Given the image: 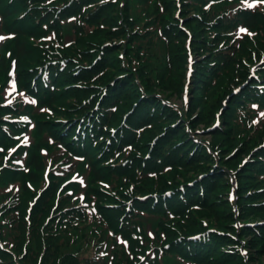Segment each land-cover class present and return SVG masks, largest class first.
<instances>
[{
  "label": "rangeland",
  "instance_id": "374dc122",
  "mask_svg": "<svg viewBox=\"0 0 264 264\" xmlns=\"http://www.w3.org/2000/svg\"><path fill=\"white\" fill-rule=\"evenodd\" d=\"M18 1L24 3L22 9L28 12L29 22L37 27L28 24L29 27H32V31L36 32L35 35L26 39L30 44V48L40 51L58 47L62 56L48 57L46 61L50 59L62 61L61 58L66 59V57L69 59L63 61V71L60 72L64 79H66L68 88L63 89L64 98L56 101L59 112L57 114H46L53 120L63 119V125H67L69 122L74 124L78 120L85 118H88L92 122H100L101 119L103 122L102 115L98 118L97 116L94 117V115L88 114L97 105H101L105 111H109L111 100L107 96L103 98L100 89H103L107 81L116 75H122L123 79L106 88V91L113 98H119L118 95H121V97L116 106L118 110L111 116L109 123L106 124L107 131L115 128L118 119L135 100L137 93L136 81H140L153 91L164 94V96L170 98L177 105H180L179 102L182 99L187 98L194 106L193 112L201 115L203 110H208L207 104H205L206 101L203 100V93H205L204 96H208L221 88L231 89L233 85L236 86V84H240L242 81H247L245 77L248 72L258 73L259 75L264 74V1L262 0ZM203 2H209L204 13L207 20L204 31ZM250 17L256 20V26L254 28H245L244 24H247L246 22ZM212 21L213 23L209 24ZM89 27L91 29L87 30ZM185 28L187 31L184 30ZM78 31H85L91 38H84L79 41L83 36ZM203 34L206 35L207 39L214 35L209 44L205 43L203 45ZM94 35L97 36L96 40L92 38ZM12 39L13 37L9 36L1 38L2 56L12 58ZM86 40L90 41V44L86 46L87 50L85 53L77 55L78 49L82 47L80 43H86ZM110 43H119L120 49L111 48L109 46ZM188 52L190 53L187 55ZM192 54L195 57L192 64V70L195 72L193 85L185 79L186 68L191 63H187V57ZM93 60L97 61L98 66L88 68L86 65L92 63ZM36 63L37 59L31 54L23 60L20 67L22 68V65L24 68L30 66L27 72L32 73L38 67ZM212 69H214L213 73L217 72L218 75L215 84L211 83L212 77L209 76L212 75L210 72ZM55 70L58 71L57 69ZM153 81L156 82V85L153 84ZM249 83L252 84L251 82ZM222 94L223 91L220 92L216 99L217 101L221 98ZM183 95H186V97ZM250 95L254 99H264V90L263 94H258L248 88V91L242 94L243 97L241 99L237 98L234 102L230 101L231 104L228 107L232 105H237L238 107L237 103H240L239 107L249 109L246 103L249 101ZM158 104L159 102H156L155 106H158ZM151 106L149 104V107ZM218 107L221 108L222 104L220 103ZM215 109H217L216 106L214 107ZM228 109L230 108L226 110L223 107L218 116L212 113L208 120L192 116L191 121L193 124H191V127H202L205 125L209 127L211 126L209 123H212L216 118L226 119L224 126H229V116H224L226 111L229 112ZM247 114L249 113L247 112ZM253 126L251 125L249 131L239 133L236 141L232 142L231 145L226 144L230 140H226L220 135H215L213 138L220 153L218 156L220 160L224 161L225 157H230L233 154L236 155L233 160L228 162L229 166L235 168V175H239V169L237 168L238 161L252 153L255 147L257 150L264 148V146L258 147L264 139V128L259 129L261 127L259 125ZM95 130L101 131L100 128ZM47 133L50 134V132H42V138L48 139ZM74 133L71 128L68 129L69 135H73ZM103 135H105V132L96 134V142ZM56 136L62 138L63 134L57 133ZM205 139L211 141L209 137ZM239 139H244L245 141L235 149L233 146L239 145ZM50 140V144H43L41 146L42 155L39 152L37 153L43 159L51 161L52 164L61 161L60 166L68 165L67 163L73 160L67 155L69 150L63 149L62 144L54 143L55 137L53 135ZM38 141H40V138H38ZM127 141L125 139L122 144H125ZM219 142L220 144L218 145L217 143ZM104 145L105 143L101 142L97 148L102 149ZM118 146L112 145L113 148ZM33 151L34 149H31L29 155ZM260 154H262L264 159V152H260ZM121 157V152H118L114 159L118 160ZM157 165L155 164L154 166ZM174 166L180 169V167H177V164ZM2 169H7L8 175L10 174L9 169L3 167L0 162V172ZM68 169H71V171L63 170L68 172L63 179H68L74 175L80 176L84 173L86 174V169L80 167L78 163L71 165ZM201 169H203V166L190 172L188 175ZM177 171H173L172 174L179 177ZM244 173L251 174L244 175ZM25 174L26 170H22L14 180H10V185L14 182L20 188V194L23 193L21 190L22 182L19 181V178L23 179V183H30L32 186V183L27 181ZM0 176H2L1 173ZM163 177L161 176V178ZM37 178L42 182L43 187L48 188V193L41 200V209L46 208L51 210L53 207L55 208L53 210L54 213L62 209L65 211L60 213H64L65 215H69L68 213L71 211H81L82 209L84 214L89 213L88 209L84 208L86 205L79 208L74 207L77 204L76 199L70 200L73 197V193L62 197L63 193L68 189L78 190L80 188L76 185V181L66 184L60 190L59 204H55V185L51 186V191L49 192L48 176L40 175ZM50 178L52 177L50 176ZM169 179L166 178L165 180L168 181ZM238 181L240 185L237 187L236 195L240 197L239 203L248 204L246 212L242 210L238 219L241 221L251 220L252 218L262 219L264 217V190L259 189L264 187V162L255 161L251 166L245 167L242 174L238 177ZM223 187H226V190L228 188L227 185L222 184L219 188L216 187L212 190L211 195L213 200L209 203L210 207L197 211L189 210L190 206H188L186 212H184L186 220H175L176 231L198 233L203 230V228L196 227L200 224L199 221L203 220L204 223L209 224L211 215L207 211H212L214 215L218 214L219 216V220L213 224L222 228L225 232H232L229 229L230 226L227 225L232 220L230 214L226 212L229 210V207L225 203V194L216 196ZM247 195H250L249 199ZM25 196L28 197V201L31 200L28 193H25ZM198 199L200 198L197 196L192 198L193 201ZM207 199H211V197L207 196ZM4 200L5 197L1 195L0 201ZM46 209L44 210L45 215L48 213ZM105 210L110 211L111 214L120 213L110 206H106ZM8 211L9 208L0 214V224L3 225V227H0V244L13 249V239L8 236V233H12V231L8 232V227L14 223V219H11L12 213L6 214ZM60 213L54 214L50 218L53 219L60 215ZM102 214L103 216H111L107 212H102ZM182 217L178 215V218ZM180 224H182L181 229L179 227ZM140 232L143 231L140 230ZM157 233L165 237L166 240L169 239L163 233H159L158 230ZM233 236L236 240H222L221 243L225 244L226 248L220 253L222 256L220 258L222 259L219 261V264H251L250 257L245 263L240 251L237 250V247L240 246L251 251L249 254L254 258L257 255V251L262 250L261 253H264V247H261L260 243L255 244L252 235L249 237V246L242 244L237 238L239 235L237 237ZM162 242V238L160 241H150L148 239L146 247ZM216 243L218 242L216 241ZM164 255L167 254L164 253ZM0 256L6 258L8 255L4 253L0 254ZM185 258L187 262L168 257L163 258L161 261L165 260L163 264H192L194 262L189 257ZM147 264H159V262L153 257H149ZM196 264H203V258L199 259ZM255 264H260V261H256Z\"/></svg>",
  "mask_w": 264,
  "mask_h": 264
},
{
  "label": "trees",
  "instance_id": "16d2710c",
  "mask_svg": "<svg viewBox=\"0 0 264 264\" xmlns=\"http://www.w3.org/2000/svg\"><path fill=\"white\" fill-rule=\"evenodd\" d=\"M23 4L24 3H20L18 0H0V16L2 18V25L7 32H11L14 34V38L11 41V43L13 45L12 57H14L16 60V65H17L16 73H17V77H18V82L21 86H23L25 89L28 90L29 82H30L32 76L36 74V69L32 73H29L27 71L29 70L30 66L24 68L22 65V68H21L20 65L22 64L23 60L27 56H29L31 54L34 55L35 58L37 59V63H36V66H38L37 71L40 70L41 68H46V69L49 68L50 80L53 84L56 82V85L54 84L55 85V88H54L55 91L53 93H51V95L48 99L49 102L51 101L50 103H48V106L51 108V111L53 114H57V112H59V109H57L53 104L56 100H58V99L62 100L64 98L63 89H65L66 87L68 88V83H67V81H65L66 79H64L62 74H60V72L62 71V68L58 65L59 61L52 60V59L46 61V59H48V57H61L62 54H61V51L58 49V47H55V49H46V50H40V51H36V50H33L30 48V44L28 43V41H26V39H27V37H31V36L35 35L36 32H33L32 27H29V25H33V26H35V25L33 23L29 22L28 12L24 11L22 9ZM206 23H207V20H206L204 13H203V31L206 28ZM255 23H256L255 19H249L247 21V24L251 28H254L256 26ZM93 28H96V27H93ZM90 29H91V27H89L87 30H90ZM78 33L83 36L79 39V41L83 40L84 38L85 39L91 38V36H89L85 31H81V32L78 31ZM92 38H94L96 40L97 36L94 35ZM210 42L211 41L207 39L206 35L203 34V45L205 43H210ZM89 44H90L89 40H86V43H80V45L82 47L80 49H78L77 55H79L81 53H85V51L87 50L86 46H88ZM111 48H114V49L117 48L119 50L120 47L118 45L117 46L111 45ZM91 50H93V49H91ZM61 59L64 61L69 60L67 57H66V59H64V58H61ZM7 65H8L7 60L4 57H2L0 60V79L5 76V67L7 68ZM89 65H91V63ZM55 69H57L58 71H56ZM62 82H64V83H62ZM57 85H59V86H57ZM48 93H49V91L45 90V94H48ZM219 99H218V101H219ZM140 107H142V106L140 105ZM226 113H227V111L225 112V115H226ZM147 114H148V112H146L145 116H147ZM34 120H35V129L33 131V134L36 137H38L44 131L50 132V134H52L53 136H56L57 133L61 134V132L64 131V130L58 131L57 128L60 126V124H58V125L54 124V120L50 119L49 116L46 115V113H40V115H36L34 117ZM224 120H226V119H224ZM71 129L73 130V128H71ZM65 133L68 134V131H66ZM67 136L68 135H65V137H67ZM60 140H64V135L62 138H60ZM45 141L46 140H41V142H36V144L33 147L34 151L29 157V164L28 165L31 168L29 170L28 175H26V177L34 183H36L37 177H38L36 175V171L37 170L40 171L41 167H42V164L40 161V156L38 155L37 152H38V149L41 145L46 144ZM69 144L70 143L67 141L64 142V145L66 147H68ZM82 144H84V143H82ZM82 148H85V147L82 146ZM84 152H86L87 161L90 164V177H91L90 181H91V183L95 184V187L91 188V192L97 198L96 207H97L98 211L100 212L101 216L103 217V219L109 225V227L116 229V227L118 226V218H120V216H119L120 214L114 213L109 217H107V216L104 217L101 213V212H107V213L111 214L110 211H106L104 209L102 204H104L103 200H106L105 202L114 203V198L110 197L111 195L110 194L108 195L107 191L104 192L101 187H98L96 185L97 182H103L104 180H107V178H108L107 173L110 172V169L108 167L104 166V158H102L101 160H97L95 154L87 153V150H85ZM176 152H177L176 150H173L171 152V154H177ZM183 153H185V151L181 152L182 155H183ZM188 163L193 164L192 161L188 162ZM217 174L218 175L220 174L218 169L213 170L212 173H211V171H207L206 176L203 178V181H204L203 184L206 182H209V181L210 182L214 181V179L217 177ZM223 175H225V174L223 173ZM5 176H8V173H5ZM175 181L176 180L172 181L173 185L176 184ZM215 187L207 185L208 190H214ZM134 190H136V188H134ZM114 192H115V194H119L121 197H127V196H130L133 191H131V189L127 185L126 187L122 186L120 188L114 189ZM22 193L23 194H21V196H25V193H28V195L30 194L29 191L25 187L22 189ZM141 193L144 194L142 191H141ZM107 196L112 200L111 201L107 200V198H108ZM24 205H26V203H24L21 200L20 205L17 207L19 209H22L21 214L19 216H15L13 218L14 222L17 224H20L21 222H23V216L25 213V206ZM215 217L218 218L219 217L218 214H215ZM179 227L181 229V226H179ZM169 232L170 231H167V234ZM55 234H56V232L52 233L51 229H49V228H46L45 232H42V233H39L37 231V228H34L32 231L31 238H32V241L36 244V250H38V251L40 250L41 244H44L47 247L45 257L43 260V264H53L55 259L57 257L61 256L62 254L65 255L63 258L64 264H76V259L72 258L70 254L62 253L61 246L57 245V242L60 238L55 237L54 236ZM41 235H46V236H41ZM255 235H256V233L252 231V236L254 238L253 242L255 244L260 243L261 247H264L263 241L261 239L257 238ZM72 236H73V239H75V240L78 239V236L76 235V233L74 231L72 233ZM64 237L66 238V235ZM41 241H42V243H41ZM214 244H216V243H212L211 247H208L209 245H203V251L204 250H205L204 252H206V250H208L207 252L212 251L214 248L213 247ZM249 245H250V243H249ZM17 248L19 249L20 245H18ZM225 248H226V245H223L218 251H216V253H209L207 259L203 260V264H218V262H217V260H215V258L222 257L220 253L223 252L225 250ZM261 252H262V250L257 251V255L255 258L250 254L251 261H255V262L258 261V257L260 260V257H262L264 255V253H261ZM204 257H206V255ZM209 260H215V262L211 263V261H209Z\"/></svg>",
  "mask_w": 264,
  "mask_h": 264
}]
</instances>
